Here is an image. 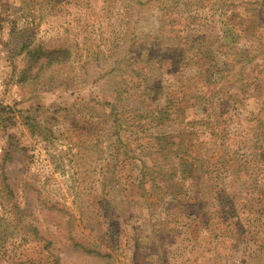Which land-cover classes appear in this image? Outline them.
Wrapping results in <instances>:
<instances>
[{
    "label": "rangeland",
    "instance_id": "374dc122",
    "mask_svg": "<svg viewBox=\"0 0 264 264\" xmlns=\"http://www.w3.org/2000/svg\"><path fill=\"white\" fill-rule=\"evenodd\" d=\"M0 264H264V0H0Z\"/></svg>",
    "mask_w": 264,
    "mask_h": 264
},
{
    "label": "trees",
    "instance_id": "16d2710c",
    "mask_svg": "<svg viewBox=\"0 0 264 264\" xmlns=\"http://www.w3.org/2000/svg\"><path fill=\"white\" fill-rule=\"evenodd\" d=\"M240 21H242V20H240ZM227 25H228V28L229 27H232L230 29L232 31V34H234L235 36H239L240 38H242L243 33H245V32H244V29H240V27H241L240 24H239L240 27H237L235 24H233L231 22H228ZM258 42L260 43V40L259 39H258ZM54 54L55 53H53V52H49L48 53V56H51V55H54ZM234 146H236V145H233V147ZM231 151L233 153H236L238 151V149L236 148V150L233 151V148H231ZM243 152H244V154L241 157H243L244 159H247V161H253L254 162L255 159H253V158L258 156L255 153L248 152L247 149H243Z\"/></svg>",
    "mask_w": 264,
    "mask_h": 264
}]
</instances>
